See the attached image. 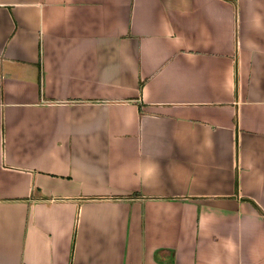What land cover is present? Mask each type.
<instances>
[{"label":"crops","instance_id":"1","mask_svg":"<svg viewBox=\"0 0 264 264\" xmlns=\"http://www.w3.org/2000/svg\"><path fill=\"white\" fill-rule=\"evenodd\" d=\"M264 0H0V264H264Z\"/></svg>","mask_w":264,"mask_h":264},{"label":"trees","instance_id":"2","mask_svg":"<svg viewBox=\"0 0 264 264\" xmlns=\"http://www.w3.org/2000/svg\"><path fill=\"white\" fill-rule=\"evenodd\" d=\"M254 205H255V207L257 208V210L262 214V215H264V212L261 210V208L255 203V202H253V201H251Z\"/></svg>","mask_w":264,"mask_h":264}]
</instances>
